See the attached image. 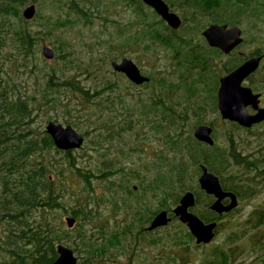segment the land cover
I'll use <instances>...</instances> for the list:
<instances>
[{"label": "rangeland", "instance_id": "374dc122", "mask_svg": "<svg viewBox=\"0 0 264 264\" xmlns=\"http://www.w3.org/2000/svg\"><path fill=\"white\" fill-rule=\"evenodd\" d=\"M76 1L81 8L86 9V14H79L77 9L70 8V0H38L36 2L37 13L33 19L28 20L29 26L37 33L39 42L35 54L30 58L29 69L18 68L16 77L21 90L25 91L27 87L29 93L32 89L38 97L33 115V127L37 128V131H46V125L50 121L49 116L51 115L53 116L51 120L61 122L64 125L68 124L66 119L80 122L82 129H76L83 135L84 131L89 128L88 122L80 118L76 112L74 113L73 110L67 111L66 104L74 101L68 91H65L62 95H56L57 99H60L57 103L51 98V94L48 95V102L41 97V89L45 87L48 79L47 72L51 66L64 67L63 56L66 57L68 66L71 59H73L74 64L83 65L81 72H84L85 65L93 60L94 66L100 69L98 77H103V79L106 77L117 79L118 76L113 74L116 71L112 67V61H120L123 57H128L139 65L143 73L155 78L148 85H135L124 75L123 81L119 83L120 87L117 89V94H120L125 101L123 106L129 109H125L120 104L119 99L117 100L116 113L118 117L113 123L112 139L106 137L107 130L103 129L104 134L101 145H95L98 140L97 131L89 128V134L84 135L85 143L83 147L72 150L70 155L67 154L66 150L61 149L59 151L52 150L45 155L47 161H51V164L54 163L52 168L56 190L63 195L62 206L57 209L56 215L58 220L63 222L64 229L69 230V238L65 241V244L75 250V254L79 258V264H206L210 260L216 264L222 251L229 255L228 262L224 264H264V225L254 230L256 218L252 216L256 209L264 208V175L257 178L261 181L260 185H263V187L256 197L251 199L239 198V205L228 215L219 219L216 217V213L207 207V204L212 201V196L205 193L200 187L199 177L202 171L198 172L196 165L189 167L188 176L186 177V189L182 191L181 188L174 185L175 192L180 194L181 197L190 189L196 195L199 192L200 199L194 207L195 213L197 215L199 213L208 214L218 222L213 241L202 245L197 244L196 238L190 236L189 227L178 218L173 219L168 225L156 231L144 232L137 236L138 228L145 224L144 222L134 224L132 219L135 212L138 214L139 210H144L142 215H138L142 216L144 220L149 217L150 210L155 211L162 207L161 205H165L164 207L170 210L178 205L179 201L176 202L173 198L167 199L165 194L152 192L146 201L138 196L136 210L127 207L123 202L124 199L129 200V198H132V195H128L124 192V189V191H119L121 194L118 195L116 207L111 201L106 200L111 192L109 187L122 190L120 187L125 183L126 188L128 186L133 188V185H141L143 181H150L154 172L148 171L147 168L156 162V151H162L167 147L164 131H156L152 126L154 123L152 117L154 116L151 114L150 117L145 118L146 116L142 115L140 108V98L144 99L146 105L149 106L152 101L159 97L160 77L174 76L175 81L182 80L184 84L187 82L189 86L200 82L197 87L202 90L194 98L193 96L189 97L193 98L190 105L177 104L175 106L178 111L184 110L185 107L192 109L188 115V120L185 123H180V126H184L182 131L185 135L194 136L197 125L205 123L213 126L215 143L223 151H228L231 148L232 141L238 148H242L247 152H256L255 150H259L264 146V122L253 126L249 130L240 127L239 124H233L235 122L223 120L214 106L213 99L217 95L216 79L219 75L224 74L225 68L237 59V55L233 57L214 55L208 49V45H202L201 48L205 50L206 57L212 60L210 69L208 71H203L200 68L188 69L184 65L185 57L188 55L183 54L184 58L179 59L178 53L161 44H156L150 50H146L143 48V44L135 43L130 39L132 36L135 37V31L143 23L139 20V23L130 24L131 20L134 21L138 10L137 5L133 4L131 0ZM172 1L171 4H173L174 10L184 20V27L180 32H190L196 41H199L200 28L197 25L207 24L211 17L201 12V9H185ZM25 7L26 5L22 7V13ZM144 10L148 14L151 12L146 7ZM57 17L70 19L73 23L56 27L54 23ZM237 17L243 27L248 29V35L246 34L248 43L241 50L250 53L257 48L263 49L264 19L253 17L248 21L242 16ZM149 20L158 22L155 15H153V19ZM256 22L258 27H254ZM158 26L162 27L164 24H158ZM254 35L255 38L256 36L259 37L257 42H251ZM44 43L54 49V59L48 60L43 56L42 46ZM35 66L38 67L37 69H43V71L37 73L31 79L29 70ZM77 68H73L68 75L76 74L79 71L75 72ZM5 70L6 67L4 66L3 72ZM168 74L172 76H168ZM263 76L264 64L261 72L256 75L254 85L250 81H247V84L252 85L256 91L262 92V105L264 106ZM80 79L82 85L94 86L97 77L96 74L91 77L82 74ZM34 80H36L37 85L34 84ZM179 92L182 91L179 90ZM193 94H195V91H193ZM150 98L151 102L149 101ZM166 102L168 103L167 107L169 102L167 100ZM157 118L158 116L155 117V119ZM167 149L168 147L166 151ZM73 163L80 167L83 173L93 171L96 175H100V171L105 169L104 164L112 165L117 172L109 176L108 179L98 178L96 175L92 176L90 178L91 187H89L87 186L88 182L83 177H79L78 172L72 166ZM62 169L63 174L60 172ZM242 171L243 168L240 166L232 165L229 170L224 172V175H228L229 172L239 175ZM229 181H232V179H229ZM1 186L0 183V192ZM86 186L87 190H84ZM139 189L138 194L144 192L143 186ZM162 196L165 197L163 200ZM103 199L104 202H102ZM133 200L135 201V196ZM86 201L91 203L88 209L98 207L100 217L96 225L92 222L84 224L83 228L86 229L88 235L98 238V229L100 228L122 233L120 244L115 247H107L103 251L102 259L98 258L94 263L85 258L84 248L77 238L79 227L75 225L70 228L66 222V217L71 215L72 208ZM97 201L101 204L98 205ZM145 203L149 204L146 209L141 207ZM172 215L174 214L172 213ZM132 225L133 229L137 228V230L130 232V234L125 228ZM4 228L5 225L0 223V236L5 233ZM124 234L126 235L123 236ZM99 240L102 241L101 238Z\"/></svg>", "mask_w": 264, "mask_h": 264}, {"label": "trees", "instance_id": "16d2710c", "mask_svg": "<svg viewBox=\"0 0 264 264\" xmlns=\"http://www.w3.org/2000/svg\"><path fill=\"white\" fill-rule=\"evenodd\" d=\"M37 1L0 0V183L2 184L0 223L5 225V233L0 236V264H51L59 256L58 245L69 246L65 244L69 238V230L64 229L63 222L58 220L56 215L57 209L62 206L63 195L56 190L52 168L54 163L51 164V161H47L45 157L52 150L59 151V148L56 147L50 134L45 130L37 131L38 129L33 127V115L38 97L32 89L29 93L27 87L25 91L21 90L16 77L18 68L29 69L30 58L35 54L39 42L37 33L29 26V21L23 17L21 9L23 6ZM70 8L77 9L79 14H86V9L81 8L76 0H70ZM69 23H73V21L57 17L54 24L56 27H60ZM157 41L166 45L163 39ZM157 41L155 42L157 43ZM174 42V39L169 40L170 47L175 53L181 54L179 46L173 45ZM182 55L178 56L179 59L184 58ZM63 58L64 67L51 66L47 72L48 79L45 87L41 89V97L48 102V95L51 94V98L57 103L60 99L58 100L56 95H62L65 91L71 93L74 101L66 104L67 111L73 110L80 118L88 122L89 128L97 131L98 140L95 145L99 146L104 134L103 129L107 130L106 137L113 138V123L118 117L116 113L117 100L119 99L122 106L125 103L121 95L117 94L119 83L123 81L124 74L113 72L118 76L117 79L114 77L103 79V77H98L100 69L94 66L93 60L86 64L84 72H81L83 65L74 64L71 59L68 66L66 57L63 56ZM185 58L184 65L188 69H192L193 64L200 67L205 64L202 59L204 56L201 54L188 55ZM4 66L6 67L5 72H3ZM75 67H78L75 72L79 71L76 74L68 75ZM37 68L35 66L29 70L31 79L43 71V69ZM229 71L230 69L224 73ZM82 74H86L87 77L96 74L95 85H82L80 79ZM168 76L172 75L168 74ZM149 77L151 80L155 79L154 76ZM173 77L159 78L161 80L159 97L152 102L151 98L153 99V97H151L149 106L146 105L144 99L140 98L142 115H145V118L150 117L151 114L154 116L152 117L154 122L152 126L156 131H164L168 147L165 153L160 152L159 158L152 164L153 167L147 168L148 171L154 172L148 182L150 185L148 190L155 193L164 191L169 199L173 198L178 202L181 195L175 192L174 185L184 191L187 186L186 177L189 167L196 165V170L201 172V165L205 164L209 170L220 177L225 190L235 192L240 199L256 197L264 185H260L261 181L257 179L264 175V146L255 150L256 152H247L238 148L232 141L231 148L228 151H223L216 143L213 146L206 145L193 135H185L182 131L184 126H180V123H185L188 120L192 109L185 107L184 110L178 111L175 106L177 104L190 105L191 100L202 89L197 87L200 82L189 86L187 82L184 84L182 80L175 81ZM219 77L220 75L216 79V87L219 84ZM34 84L37 85L36 80H34ZM148 84L146 83V85ZM166 86H168L170 96L168 111L163 108ZM179 90L182 92L180 93ZM192 90L195 91V94ZM192 96L193 98H189ZM213 101L218 110L216 96ZM123 107L125 108V106ZM156 116H158L157 119H155ZM49 118L51 120L53 116L51 115ZM66 122L75 128L82 129L80 122L69 119H66ZM233 124L237 125V123ZM89 128L84 131L85 136L89 134ZM71 153L72 150L67 151L68 155ZM104 165L105 169L100 171V175H96L93 171L83 173L80 167L72 164L79 177H83L88 182L87 186L89 187H91L90 178L92 176L108 179L109 176L117 172L112 165ZM232 165L243 168L242 173L234 175L229 172L228 175H224V172L229 170ZM60 172L63 174V169ZM125 184L122 186V190L109 187L111 192L106 200L111 201L115 207L119 191L134 192L133 188L129 186L126 188ZM87 186L84 187V190H87ZM104 201L103 199L102 202ZM90 204L86 201L76 205L72 208L71 215L76 218L75 225L79 227L77 238L84 248L85 258L94 263L96 259H102L103 251L107 247H115L120 244L122 233L100 228L98 229V238L88 235L86 229L83 228L84 224L92 222L96 225L100 218L98 207L88 209ZM97 204L101 203L97 201ZM252 216L256 218L254 230L264 225V208L256 209ZM199 217L206 221L211 218L204 213H199ZM190 236L193 238L191 233ZM220 255L216 264L228 262V253L222 251Z\"/></svg>", "mask_w": 264, "mask_h": 264}, {"label": "water", "instance_id": "95a60500", "mask_svg": "<svg viewBox=\"0 0 264 264\" xmlns=\"http://www.w3.org/2000/svg\"><path fill=\"white\" fill-rule=\"evenodd\" d=\"M143 1L153 6L173 27L177 28L180 26L181 19L177 14L169 11V7L164 0ZM36 13V3H32L23 9L22 15L26 20H31L35 17ZM204 35L212 46H217L225 52H230L242 41L240 36L241 29L237 26L228 28L226 25H212L204 31ZM42 53L48 60L55 57L54 49L47 43L43 44ZM261 59L262 57H252L229 74L221 77L218 91V108L223 119L234 121L247 127L264 120V107H260L261 94L255 93L250 86L243 84L244 80L259 67ZM112 67L116 72L124 73L135 84L140 85L151 80L131 58L124 57L120 61L113 60ZM250 105L257 110L256 113L251 114L248 111V106ZM46 131L52 136L56 147L61 150L79 149L85 143V136L71 124L64 125L61 122L50 120L46 125ZM194 136L199 141L209 145L215 144L213 127L208 124L199 125L194 131ZM201 170L202 172L199 177L201 189L208 194L214 195L216 198L211 206L212 210L223 213L237 207L239 203L237 195L233 191L223 188L220 177L209 170L205 164L201 165ZM227 197L231 198V202L225 205L222 201ZM195 202V194L189 190L183 194L180 203L174 208L173 213L179 216L182 222L187 224L191 233L195 236L197 243H209L216 235L215 230L217 229L218 222L211 221L206 223L197 214L190 211ZM170 220L168 211L163 210L155 217L149 229L166 225ZM66 222L68 227L72 228L76 224V218L68 215ZM58 253L59 256L51 264H79V258L71 247L59 244Z\"/></svg>", "mask_w": 264, "mask_h": 264}, {"label": "flooded vegetation", "instance_id": "af4514ba", "mask_svg": "<svg viewBox=\"0 0 264 264\" xmlns=\"http://www.w3.org/2000/svg\"><path fill=\"white\" fill-rule=\"evenodd\" d=\"M118 1H120V0H118ZM171 1L172 0H164V2L169 7V11L171 13L177 14L179 16V18L181 19V24L177 28L173 27L169 23V21L167 19H165L161 14H159V12L153 6L147 4L143 0H131V2L133 4L137 5L136 8L138 10H137V13H136V16H135L134 21L131 20L130 24L139 23V20H141L143 23H141L142 24L141 27H139L138 30L135 31L136 32L135 33L136 34L135 37L132 36L130 39H132L133 41H135V43L143 44V48L146 49V50H150L156 44H161V43H159L157 41V40H160V39H163V41H165V44H166V45H163V44H161V45L166 46V47L172 49L170 47L169 40L170 39H174L175 42H174L173 45L179 46L180 53L181 54H186V55H198V54H201V56H204V58H202V59L204 60V63L205 64L202 67L197 66L195 64L192 65L193 66L192 68H200L203 71H208L210 69L211 64H212V60L210 58L206 57L205 50H203L201 48L202 45H208L209 46L208 49L210 50L211 53H214V55L215 54H217V55H224V56H227V57H233L234 55H237L236 56L237 59L235 61H232L231 64L228 65L225 68V71H227L228 69H230V71L224 73L223 75H221L219 77V84L217 85V90H216V92H217V95H216V98H217V108H218V91H219V87H220V79H221V77L229 74L231 71L235 70L237 67H239L240 65H242L246 60H248V59H250L252 57H262V59L260 61L259 67L251 75H249L244 80L243 84L244 85H247V86H250L255 93H260L261 94V96H260V107H264L262 105V98H263L262 92L256 91L252 85L247 84V81H250V83L254 85V82H255V79H256V75L259 72H261V68H262V66L264 64V48L263 49L262 48H257V49H255L254 51H252L250 53L249 52H245L244 50H241V48L246 43H248V37H246V34L248 35V29L246 27H243V24H241L238 21V19H237L238 18L237 16H242L244 19H246L248 21H250V19L253 18V17L261 18V19L263 18L264 19V0H174V1H172V2L178 3L179 7H182V8H185V9H188V8L201 9V12L206 13V14H208L211 17V20L209 22H207V24H205V25H197L200 28V32H199L200 39H198L199 41H196L195 37L190 32H183V33L180 32V30L184 27V20H183L182 16L178 12H176L174 10L173 4H171ZM145 7L148 8V10L151 11V12H149L150 14H148V13L145 12V10H144ZM153 15H155V17L158 18V20H157L158 22L155 21L156 19L155 20H152V21L149 20V19H153ZM153 21H155V22H153ZM158 24H164V26L160 27V26H158ZM257 24L258 23L256 22L255 25H254V27H258ZM212 25H221V26L222 25H226L228 28H232L234 26L239 27L241 29V35L240 36L242 38V41L237 46H235L230 52H225L223 49H221V48H219L217 46H212L210 44L209 40L204 35V31L207 30ZM258 38H259L258 36H256V38H255V35H254V37L251 39V42H255V41L257 42L258 41ZM155 41H157V43ZM261 41H263V40L261 39ZM181 54H179V55H181ZM235 64H236V67H234ZM118 73H120V72H118ZM120 74H124V73H120ZM145 75H147V74H145ZM149 82H145V83L140 84V85H145L146 83H149ZM132 83L135 84L134 82H132ZM135 85H138V84H135ZM165 90H166V92H165ZM164 92H165V95L163 97V100L164 101L167 100L169 102L170 96H169L168 86L165 87ZM167 104H168L167 102L164 104V106H163L164 110H167L168 109L169 106L166 107ZM249 108H250L251 111L252 110L253 111L251 112L249 110ZM218 111H219V108H218ZM248 111L251 114H254V113L257 112V110H255L251 105L248 106ZM219 113H220V111H219ZM223 120H225V119H223ZM225 121H230V120H225ZM231 122H234V121H231ZM263 122H264V120L261 121V122H258V123H254L250 127L242 126V125H240L237 122H235V123H237L240 126H242V127L247 128V129L250 130L253 126L258 125V124H261ZM203 124H205V123H203ZM199 125H201V124H199ZM199 125H197V127ZM208 125L212 126L211 124H208ZM213 131H214V128H213ZM200 142L203 143V144L209 145V144H207L205 142H202V141H200ZM213 145H210V146H213ZM166 148L162 150L163 153L166 152ZM160 152L161 151H159V150L156 151V159L159 158ZM148 182L149 181H147V182L146 181H143V182H141V185H133V189H134L135 192H132V193L126 192L128 195H132V198H129V200H126V199L123 200V202L125 203V205H127V207H129V208H131L133 210H136V207H137V204H138L137 203L138 196L141 197L145 201H146V199H148L149 194L153 192L151 190H148V188L150 187V185L148 184ZM119 185L122 186L121 184H119ZM141 186L144 187V192L141 193V194H138L139 193V190H140L139 188ZM120 188H122V187H120ZM228 191H231V190H228ZM158 193L165 194L167 196V199H168V195L166 194V192L163 191V192H158ZM158 193H156V194H158ZM120 194L121 193H119V196H120ZM194 194H195V198H196V202H195V205H196L199 202L200 193L197 192V195H196V193L194 192ZM208 195L212 196V201L207 204V207L212 210L211 206H212L213 202L216 200V198H215L214 195H211V194H208ZM134 196H135V201L133 200L134 199ZM164 198L165 197L162 196V200ZM237 198L239 200V197L238 196H237ZM222 202L225 205H227V204H229L231 202V198L230 197H227V198L223 199ZM162 203L163 202L161 201V204ZM179 203H180V200H179ZM148 205L149 204H146L145 203L141 207H144L146 209ZM195 205L190 208V211H192L194 213H195V211H194ZM238 205H239V203H238ZM161 206L162 207H159L155 211H151L150 210L149 217L147 219H144V220H143L142 216H138V215H142V213H143L144 210H139V208H138L139 213L136 214V212H135L134 218L132 220L134 221V224L137 223V222H141V223L144 222L145 225L142 226V227H140V228H138L139 231H137L138 233L136 232L137 236L138 235L140 236V234L141 233H144V232H153V231H156L157 229H160L163 226L168 225L175 218L180 219L179 216H176L173 213V210L174 209L170 210V209L165 208L164 207L165 205H161ZM235 208H233L232 210H230L228 212H223V213H219V212H217L215 210H212V211L216 213V217H219V216L223 217L224 215H228ZM163 210H167L168 211V216L171 218V220L166 225H162V226L156 227L154 229H149V227L152 224V222L155 219V217L160 212H162ZM172 213L174 215H172ZM204 221L206 223H208V222L216 221V220L213 219V218H210L207 221L206 220H204ZM125 230H128L127 232L130 233V232H133L134 230H137V228L133 229V225H132V226H126ZM215 231H217V229ZM125 235L126 234H124L123 236H125ZM194 238H195V236H194ZM197 244L198 245H202V244H208V243H197ZM206 264H215V263H214V261L212 262V260H210Z\"/></svg>", "mask_w": 264, "mask_h": 264}]
</instances>
